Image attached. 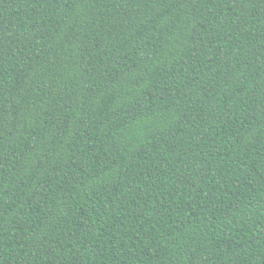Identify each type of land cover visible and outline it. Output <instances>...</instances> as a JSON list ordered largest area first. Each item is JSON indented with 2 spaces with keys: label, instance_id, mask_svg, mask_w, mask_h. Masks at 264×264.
I'll return each mask as SVG.
<instances>
[{
  "label": "trees",
  "instance_id": "obj_1",
  "mask_svg": "<svg viewBox=\"0 0 264 264\" xmlns=\"http://www.w3.org/2000/svg\"><path fill=\"white\" fill-rule=\"evenodd\" d=\"M0 264H264V0H0Z\"/></svg>",
  "mask_w": 264,
  "mask_h": 264
}]
</instances>
